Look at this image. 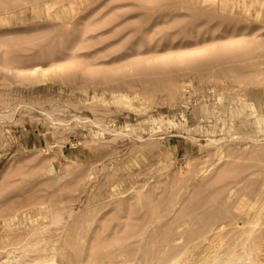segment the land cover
I'll return each instance as SVG.
<instances>
[{"label":"rangeland","instance_id":"374dc122","mask_svg":"<svg viewBox=\"0 0 264 264\" xmlns=\"http://www.w3.org/2000/svg\"><path fill=\"white\" fill-rule=\"evenodd\" d=\"M0 111L1 264L264 261V0H0Z\"/></svg>","mask_w":264,"mask_h":264},{"label":"bare ground","instance_id":"6f19581e","mask_svg":"<svg viewBox=\"0 0 264 264\" xmlns=\"http://www.w3.org/2000/svg\"><path fill=\"white\" fill-rule=\"evenodd\" d=\"M19 71V70H18ZM21 71V70H20ZM48 76H46V78H47ZM41 81V80H40ZM40 83V82H39ZM44 83V82H43ZM256 88V87H255ZM254 89V88H253ZM256 89H258V87L256 88ZM261 90V89H260ZM257 91V90H256ZM257 92H259V91H257ZM256 92V93H257ZM255 93V92H254ZM261 93V92H260ZM253 96V95H252ZM246 97V96H245ZM253 98V97H252ZM250 101V100H249ZM252 103V102H251ZM261 104H263V103H261ZM254 106V105H253ZM15 108V107H14ZM17 108V107H16ZM254 108V107H253ZM13 109V108H12ZM1 112V111H0ZM12 112V111H11ZM262 112V111H261ZM14 113V112H13ZM45 113V112H44ZM261 115H263V114H261ZM86 119V118H85ZM10 121V120H9ZM3 122V121H2ZM55 122V121H54ZM63 123V122H62ZM97 125V124H96ZM100 125V124H99ZM98 125V126H99ZM148 129V128H147ZM103 132V131H102ZM210 140V139H209ZM213 140V139H212ZM215 141H216V139L215 140H213L212 141V143L214 144L215 143ZM218 141H219V139L217 140V143H218ZM220 142V141H219ZM261 143V142H260ZM208 144V143H207ZM212 145V144H211ZM253 146H255V145H253ZM57 213H59V215H55V216H57V217H62V216H60V214H62V213H60V212H57ZM56 214V213H55ZM53 216V215H52ZM51 216V217H52ZM55 216H53L54 218H55ZM53 217L51 218L52 219V221H54L53 220ZM56 217V218H57ZM55 218V219H56ZM59 218V219H60ZM28 219V218H27ZM57 221H61L62 222V219L61 220H58L57 219ZM56 221V222H57ZM258 221V220H257ZM58 222V224H60ZM254 222V221H253ZM260 222V221H259ZM53 223V222H52ZM68 223V222H67ZM66 223V224H67ZM257 223V222H256ZM56 224V223H55ZM62 224V223H61ZM39 225V224H38ZM50 225H51V223H50ZM53 225H54V223H53ZM253 225H255L256 226V224L254 223ZM54 226H56V225H54ZM58 226V225H57ZM46 227H48V225L46 226ZM46 227H45V230L44 229H42L43 230V232H45V231H48V228H47V230H46ZM50 227V226H49ZM262 227V226H261ZM251 229H253V228H251ZM255 229V228H254ZM254 229L253 230H251V231H249V235H253V233H254ZM39 232V231H38ZM37 233V232H36ZM264 233V232H263ZM39 234V233H38ZM244 235V234H243ZM249 235L247 236V237H249ZM262 236H264V234H261ZM260 235V236H261ZM13 236V235H12ZM31 236V235H30ZM32 236H33V234H32ZM34 236H36V234H34ZM38 236V235H37ZM41 236V235H40ZM259 236V237H260ZM7 237V236H6ZM59 237H61V236H59ZM43 238V237H42ZM250 238V237H249ZM44 239V238H43ZM60 239V238H59ZM207 239V238H206ZM247 239V238H246ZM27 240V239H26ZM197 240V239H196ZM35 241H36V239H35ZM34 241V242H35ZM47 241V240H46ZM244 241V240H243ZM246 241H248V240H246ZM39 242V241H38ZM44 242H45V239H44ZM48 242V241H47ZM254 242L255 241H253V245H255L254 244ZM37 243V242H36ZM245 243V246H246V244H247V242H244ZM256 243V242H255ZM258 243V242H257ZM42 244V241H41V243H40V245ZM238 244H239V242H238ZM249 244V243H248ZM260 243H258L256 246H257V249L258 250H260L261 252H262V250H261V246L259 245ZM20 245H22V244H20ZM29 245V244H28ZM33 245V244H32ZM37 247H38V245H36ZM35 246V247H36ZM243 246V245H242ZM245 246H243L244 248H242V249H244L243 251H244V254L243 255H236L235 257H228V259H226V260H222L221 262L218 260V258H215V259H213V263L211 262V264H264V261H262V259L261 260H259L258 258H256L255 256H253V254H252V251H253V248H247V247H245ZM263 246V245H262ZM20 248V246L18 245L17 246V248H15L14 250H16V249H19ZM27 248L26 249H28L29 247L28 246H26ZM34 247V246H33ZM55 247V246H54ZM241 247V246H240ZM251 247V246H250ZM253 247H255V246H253ZM12 248V247H11ZM32 248V247H31ZM45 248V247H44ZM188 248V247H187ZM25 249V250H26ZM33 249V248H32ZM233 249V248H232ZM231 249V250H232ZM241 249V250H242ZM23 250V249H22ZM25 250H23V251H25ZM34 250V249H33ZM32 251V250H31ZM40 251V250H39ZM15 252V251H14ZM17 252V251H16ZM20 252H22L21 250H19V253ZM27 252H29V250L27 251ZM233 252V251H232ZM255 252L257 253L258 251H256L255 250ZM260 252V253H261ZM32 253V252H31ZM57 253H58V251H57ZM57 253H56V255H57ZM59 253H60V251H59ZM206 253V252H205ZM237 252H235L234 254H236ZM11 254V253H10ZM20 254H22V253H20ZM26 254V253H25ZM62 254V253H61ZM231 254V253H230ZM258 254H259V252H258ZM257 254V255H258ZM9 255V254H8ZM39 255V254H38ZM60 255V254H59ZM228 255V254H227ZM227 255H225V256H227ZM232 255V254H231ZM263 255V254H262ZM21 256V255H20ZM37 255H35V257H36ZM220 256V255H219ZM218 256V257H219ZM230 256V255H229ZM18 257H19V254H18ZM22 257H24V256H22ZM217 257V256H216ZM259 257V256H258ZM6 258V257H5ZM41 258H43L42 260H37L35 263L36 264H62V263H60V261H58L57 259H56V256H55V254L54 255H52V256H48V257H41ZM64 258V257H63ZM63 258H62V260H63ZM211 258V257H210ZM209 258V259H210ZM220 258H221V256H220ZM227 258V257H226ZM15 259V258H14ZM20 259V258H19ZM264 259V258H263ZM6 260H8V259H6ZM16 260H18V258L16 259ZM15 260V261H16ZM179 260V259H178ZM178 260H176V261H172V264H180V260L182 261V259H180L179 261ZM221 260V259H220ZM78 261V260H77ZM102 261V263H103V261L104 260H101ZM101 261H100V263H101ZM114 261V260H113ZM186 261V260H185ZM188 261V260H187ZM186 261V262H187ZM259 261V262H258ZM28 262V261H27ZM27 262H25V264L27 263ZM31 263H32V261H30ZM34 262V261H33ZM61 262H63V261H61ZM65 262H67V261H65ZM112 262V261H111ZM219 262V263H218ZM10 263V262H9ZM11 263H13L12 261H11ZM64 263V262H63ZM71 264H72V262H70ZM101 263V264H102ZM105 264H106V262H104ZM114 263V262H113ZM197 263V262H196ZM205 263H209L207 260H206V262H204V264ZM1 264V263H0ZM8 264V263H7ZM13 264H15V263H13ZM17 264H20V263H17ZM22 264V263H21ZM23 264H24V262H23ZM95 264H97V263H95ZM99 264V263H98ZM111 264V263H110ZM130 264V263H129ZM187 264H188V262H187ZM202 264H203V262H202Z\"/></svg>","mask_w":264,"mask_h":264}]
</instances>
